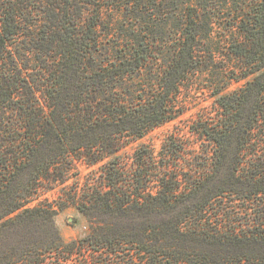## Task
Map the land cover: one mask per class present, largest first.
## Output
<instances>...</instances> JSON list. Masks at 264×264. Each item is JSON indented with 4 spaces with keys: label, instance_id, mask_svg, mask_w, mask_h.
Masks as SVG:
<instances>
[{
    "label": "trees",
    "instance_id": "16d2710c",
    "mask_svg": "<svg viewBox=\"0 0 264 264\" xmlns=\"http://www.w3.org/2000/svg\"><path fill=\"white\" fill-rule=\"evenodd\" d=\"M0 264H264V0H0Z\"/></svg>",
    "mask_w": 264,
    "mask_h": 264
},
{
    "label": "rangeland",
    "instance_id": "374dc122",
    "mask_svg": "<svg viewBox=\"0 0 264 264\" xmlns=\"http://www.w3.org/2000/svg\"><path fill=\"white\" fill-rule=\"evenodd\" d=\"M178 16L179 14L176 15L177 20ZM177 20H173V26ZM217 75L218 70L214 67L212 71L210 69V71L197 82V85L186 87L183 92L187 99L184 106L185 112L174 121L167 122L154 128L145 137L133 142V148L138 144L145 143L154 147L158 151L170 135L179 136L185 140H192L198 147H200L199 145L203 144L204 140L199 137L194 130L197 128L202 117L214 113L216 110L217 105L212 96V90L209 88V85L217 81ZM243 83V81L232 82L230 89H238L243 86ZM93 168L94 167H88L83 163L78 165L82 177L87 175ZM73 182L74 180L70 179L67 184H72ZM56 197L57 194H54V192L43 191L38 196V199L34 200L30 206H35L41 202L43 203L48 198L49 200H55ZM56 219L60 233L65 240L74 239L78 237L82 231L88 230L87 218L74 206L67 207L60 211ZM32 231V235L36 236L38 235L39 229L37 230L34 228ZM51 259L52 258L50 257L48 258L49 261Z\"/></svg>",
    "mask_w": 264,
    "mask_h": 264
}]
</instances>
